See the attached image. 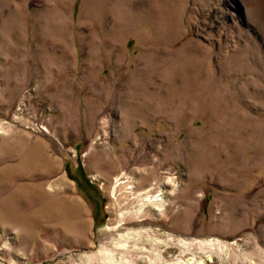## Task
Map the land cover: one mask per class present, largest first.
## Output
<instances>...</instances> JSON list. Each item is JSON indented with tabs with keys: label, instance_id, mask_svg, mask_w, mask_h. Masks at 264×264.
<instances>
[{
	"label": "rangeland",
	"instance_id": "1",
	"mask_svg": "<svg viewBox=\"0 0 264 264\" xmlns=\"http://www.w3.org/2000/svg\"><path fill=\"white\" fill-rule=\"evenodd\" d=\"M188 260L264 264V0H0V264Z\"/></svg>",
	"mask_w": 264,
	"mask_h": 264
},
{
	"label": "bare ground",
	"instance_id": "2",
	"mask_svg": "<svg viewBox=\"0 0 264 264\" xmlns=\"http://www.w3.org/2000/svg\"><path fill=\"white\" fill-rule=\"evenodd\" d=\"M163 194H164L163 192H160L158 196H155V197L151 196L150 202L153 203L152 206H156V207H154V209L158 210V209L162 208V206H164ZM66 209H67V207H66ZM67 210H69V209H67ZM204 262L209 263V262H211V260H207ZM204 262L200 261L198 264H205ZM185 264H195V262H193V260H191V261L188 260L187 262H185Z\"/></svg>",
	"mask_w": 264,
	"mask_h": 264
}]
</instances>
